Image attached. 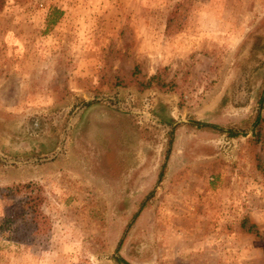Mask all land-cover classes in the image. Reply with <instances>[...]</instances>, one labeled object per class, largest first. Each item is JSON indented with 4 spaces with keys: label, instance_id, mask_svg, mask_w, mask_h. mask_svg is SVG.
Here are the masks:
<instances>
[{
    "label": "rangeland",
    "instance_id": "374dc122",
    "mask_svg": "<svg viewBox=\"0 0 264 264\" xmlns=\"http://www.w3.org/2000/svg\"><path fill=\"white\" fill-rule=\"evenodd\" d=\"M2 1L0 264H264V0Z\"/></svg>",
    "mask_w": 264,
    "mask_h": 264
},
{
    "label": "trees",
    "instance_id": "16d2710c",
    "mask_svg": "<svg viewBox=\"0 0 264 264\" xmlns=\"http://www.w3.org/2000/svg\"><path fill=\"white\" fill-rule=\"evenodd\" d=\"M3 5V1L0 0V9ZM200 126V124H197ZM233 136L235 133L230 132ZM164 164L161 165L160 170L157 174L156 182H160L163 177ZM21 187V186H20ZM23 188H28L30 185H24ZM21 187V188H22ZM19 188V187H18ZM17 188V189H18ZM43 203V198L37 193L31 192L28 195H25L21 200V213L10 220V226H16V231L18 236L22 239L27 240L28 242L34 241L37 239L36 236L43 238L49 229H47V220L41 212V205ZM144 203V202H143ZM142 203V204H143ZM141 204V206H142ZM116 261L120 264H128L121 257H116Z\"/></svg>",
    "mask_w": 264,
    "mask_h": 264
}]
</instances>
